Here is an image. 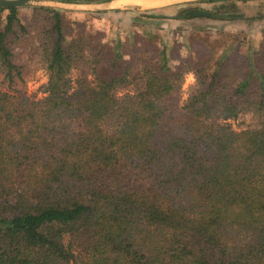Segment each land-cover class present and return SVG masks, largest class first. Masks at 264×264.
Returning a JSON list of instances; mask_svg holds the SVG:
<instances>
[{
    "label": "trees",
    "instance_id": "obj_1",
    "mask_svg": "<svg viewBox=\"0 0 264 264\" xmlns=\"http://www.w3.org/2000/svg\"><path fill=\"white\" fill-rule=\"evenodd\" d=\"M4 12L0 72L21 77L15 49L37 29L49 94L0 91V264H264V32L246 55L236 34L196 35L171 66L153 42L73 36L55 10L35 9L41 28ZM248 114L258 128L214 120Z\"/></svg>",
    "mask_w": 264,
    "mask_h": 264
},
{
    "label": "rangeland",
    "instance_id": "obj_2",
    "mask_svg": "<svg viewBox=\"0 0 264 264\" xmlns=\"http://www.w3.org/2000/svg\"><path fill=\"white\" fill-rule=\"evenodd\" d=\"M42 1H47L53 6L33 3L18 7V16L25 26L43 27V19L37 18L34 11L48 8L64 16L68 28L75 31L73 36L77 31H85L93 34L97 42L110 39L112 46L117 41H123L133 47L137 41H140L147 44L153 42L152 48L166 47L171 66L179 65L182 59L186 58L189 41L196 35L236 34L237 42L246 43L242 47V54L246 55L249 42L256 48L264 32V0H201L190 3L191 5L187 4L185 7L173 6L151 10L135 6L121 9L110 6L98 9L81 3L65 5L52 0ZM233 6L237 9L235 10ZM193 8L197 9L193 11H205L212 15L216 14V17L188 18L184 11ZM7 16L8 12L0 15V29L5 26ZM43 44L38 30L30 28L29 34L22 37L15 49L14 62L21 69L22 75L10 84L0 72V91L25 94L32 100H40L48 96L49 73L42 57ZM80 74V69L72 72L69 92L74 90L75 80ZM195 86V75L186 74L179 92L173 95L169 102L176 113L187 103ZM134 91L133 86L120 89L118 96L122 97ZM214 120L227 124L236 131L259 127V122L249 114L237 119L222 120L215 117Z\"/></svg>",
    "mask_w": 264,
    "mask_h": 264
},
{
    "label": "water",
    "instance_id": "obj_3",
    "mask_svg": "<svg viewBox=\"0 0 264 264\" xmlns=\"http://www.w3.org/2000/svg\"><path fill=\"white\" fill-rule=\"evenodd\" d=\"M195 1H201V0H195ZM52 2H54V1H52ZM33 3L39 4V5L50 4L49 2L42 1V0H40V1L39 0H0V8H18V7L31 5ZM55 3H60V4H65V5H73V4H67V3H62V2H55ZM50 5H52V4H50ZM87 5L89 7H98V6H94V5H100V4H87ZM101 7L102 6H100V8L98 7V9H101ZM190 15L195 16V17L213 18V15L211 13H208L205 11H193L190 13Z\"/></svg>",
    "mask_w": 264,
    "mask_h": 264
},
{
    "label": "bare ground",
    "instance_id": "obj_4",
    "mask_svg": "<svg viewBox=\"0 0 264 264\" xmlns=\"http://www.w3.org/2000/svg\"><path fill=\"white\" fill-rule=\"evenodd\" d=\"M171 3V1L168 0H117L116 3H114L115 6L118 7H140L144 10H151V9H157L164 4Z\"/></svg>",
    "mask_w": 264,
    "mask_h": 264
},
{
    "label": "crops",
    "instance_id": "obj_5",
    "mask_svg": "<svg viewBox=\"0 0 264 264\" xmlns=\"http://www.w3.org/2000/svg\"><path fill=\"white\" fill-rule=\"evenodd\" d=\"M116 1L117 0H112V1L107 2V3H103L100 5H94V6H98V7L102 6L103 8H107V7L112 6L113 8H117V9L123 8V7L115 6L114 3H116ZM168 1H171V3L164 4L163 6L157 8V9H163L165 7L171 8L173 6L185 7L187 4L195 2V0H168Z\"/></svg>",
    "mask_w": 264,
    "mask_h": 264
},
{
    "label": "flooded vegetation",
    "instance_id": "obj_6",
    "mask_svg": "<svg viewBox=\"0 0 264 264\" xmlns=\"http://www.w3.org/2000/svg\"><path fill=\"white\" fill-rule=\"evenodd\" d=\"M190 5H191V4H190ZM193 10H197V9L193 8V9L185 10V11H184V14H185L187 11H193ZM215 17H216V16H215Z\"/></svg>",
    "mask_w": 264,
    "mask_h": 264
}]
</instances>
